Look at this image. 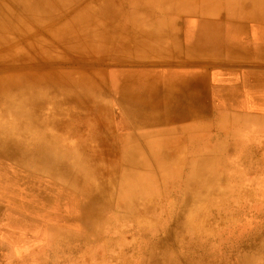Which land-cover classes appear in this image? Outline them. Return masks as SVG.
Instances as JSON below:
<instances>
[{
  "label": "bare ground",
  "instance_id": "obj_1",
  "mask_svg": "<svg viewBox=\"0 0 264 264\" xmlns=\"http://www.w3.org/2000/svg\"><path fill=\"white\" fill-rule=\"evenodd\" d=\"M82 1L30 0L27 7L22 6L27 14V26L39 25L29 30L45 35L34 44L41 46L44 39H52L48 44L59 45L64 60L58 64L56 61L24 64L35 70L34 74H25L23 82L26 93L24 104L31 111L29 114L33 112V117H25L24 124H35L39 128L35 133L38 137L34 140L36 151L25 154L28 135L17 136L12 130L7 136L2 132L0 160L25 154L40 161L43 169L59 172L57 160L71 157L74 161L72 168L64 166L60 169L64 174L74 178L105 176L107 183L98 187L97 193L90 197V203L80 206L82 219L89 215H101L103 201L105 204L113 203L116 198L121 206L128 205L131 210L129 204L137 202L138 191L149 187L155 172L164 175L168 171L169 164L176 162V152L182 145L199 160L198 168L191 169L188 183L195 181L196 177L200 178V175L203 183L210 181V168L221 161L216 156L218 145H209V142L213 131L234 126V103L231 99L247 88L264 95V80L257 89L254 83L248 82L257 77L264 78V21H261L264 19V0H229V6L224 9H212L206 0H198L197 5L193 0H88V5H81ZM222 1L212 0L215 4H223ZM45 11L48 13L46 18L42 16ZM35 12H40L41 16H31ZM5 14L6 9L0 7V16ZM240 20L245 22L237 23ZM234 23L253 38L249 45V58L237 64L224 55L229 48L225 45L227 38L220 35ZM202 28L211 30L205 32ZM176 29L181 30L184 42L180 47L164 50L168 42L166 35ZM212 33H218L214 49L195 48L200 39ZM90 60L102 64L99 68H88ZM0 62L8 63L5 66L9 67V70L0 73V99H4L9 92L17 90L18 79L10 71L12 66L8 60ZM244 62L256 64L262 69L236 68L232 72L222 69L225 64L236 66ZM62 64L65 66H60ZM203 66L216 69L215 74L222 76V80L230 79L231 83L219 84L213 89L208 84L206 67ZM240 79L247 84L241 83ZM108 102L114 110L117 109L116 115L110 116ZM47 107L52 108L68 126L66 129L62 124L64 137L74 123L89 127L84 133L86 137L82 139L80 135L75 144H68L62 137L63 142L58 140L56 144L61 147L59 153L56 155L49 151L50 143L45 139L49 118L42 116ZM13 108L17 111L18 103H14ZM221 117L225 120L220 121ZM12 120L16 121L14 117ZM174 129L189 133L186 137L166 135L173 133ZM102 146L106 147L105 155L101 152ZM216 178L220 179V176ZM81 187L88 193L94 189L87 182ZM149 233L152 236L154 229ZM158 246V242L153 244L146 254H154ZM191 246L183 244L182 250L190 252Z\"/></svg>",
  "mask_w": 264,
  "mask_h": 264
},
{
  "label": "rangeland",
  "instance_id": "obj_2",
  "mask_svg": "<svg viewBox=\"0 0 264 264\" xmlns=\"http://www.w3.org/2000/svg\"><path fill=\"white\" fill-rule=\"evenodd\" d=\"M29 1L0 0V7L6 9V14L0 16V61L8 60L12 66L10 71L18 79L17 90L0 99V133L10 136L14 130L15 135H28L25 154L36 151L34 140L38 137L35 133L39 128L35 124H24L25 117H33V112L29 114L31 111L24 104V76L35 73L34 69L24 64H48L50 61L58 64L64 60L59 45L54 47L48 44L52 39L46 38V44L44 39L41 46L34 44L45 35L29 30L33 25L27 26V14L22 6L27 7ZM194 1L196 5L199 2ZM206 1L212 9L229 6V0L222 1L223 4ZM84 3L88 5V0L82 1L81 5ZM39 13L31 16L40 17ZM46 14L45 11L42 16L46 18ZM38 26L35 24L33 27ZM202 30L209 32L211 28ZM172 38L168 35V42ZM168 42L164 50L174 47ZM30 44H33L32 47L28 46ZM249 54L240 51L238 62L248 59ZM6 64L0 62V73L9 70ZM101 64L90 60L85 66L99 68ZM236 66L239 69H262L246 62ZM222 69L232 72L234 64H225ZM206 71L208 84L213 89L219 84L231 83L230 79L222 80V76L215 74L217 70L211 66H207ZM263 80L257 77L248 82L254 83L257 89ZM240 82L247 84L243 79ZM14 103H18L17 111L13 108ZM232 103L234 126L213 131L209 142V145H218L216 156L221 161L210 168V181L203 183L200 175V178L196 177L195 181L188 183L191 169L198 168L199 160L182 145L176 152V162L169 164L168 171L164 175L155 172L149 187L138 191L137 202L131 204L128 200L131 210L128 205L121 206L117 198L111 204H105L101 198L104 209L101 215H89L82 219L80 206L91 202L98 187L107 183V178L102 175L74 178L64 174L60 169L64 166L72 168L74 161L71 157L57 160L59 172L43 169L40 161L30 159L24 153V156L0 160V264H152L151 261L155 264H264V95L247 88L238 93ZM107 104L110 116L116 115L117 109L114 110L110 102ZM42 116L49 118L45 134L46 141L50 143L47 149L56 155L61 148L56 146L58 140L63 142V137L68 144L78 143L77 137L81 135L82 139L85 138L84 133L89 129L81 123H74L64 137L63 130L68 126L52 108H45ZM222 119L225 120L221 117L220 121ZM188 133L174 129L173 133L166 135L186 137ZM100 148L103 154H107L106 147ZM219 176L220 179L216 178ZM86 182L94 188L89 193L81 187ZM191 199L194 200L191 202ZM190 202L194 204L190 205ZM151 229L155 231L152 236L149 233ZM170 235L174 236L175 241ZM157 242L158 249L153 255H147L149 248ZM183 244L192 245L190 252L182 250Z\"/></svg>",
  "mask_w": 264,
  "mask_h": 264
},
{
  "label": "crops",
  "instance_id": "obj_3",
  "mask_svg": "<svg viewBox=\"0 0 264 264\" xmlns=\"http://www.w3.org/2000/svg\"><path fill=\"white\" fill-rule=\"evenodd\" d=\"M258 1V0H256ZM263 1V0H262ZM258 21V20H256ZM261 21H264V19H261ZM245 21L240 20L237 23H244ZM234 23V26L230 27V28H225L222 33L220 34L221 36H225L227 38V43L225 44L226 47L229 48V50H225V56L226 58H230L232 60H234V64L238 63V53L240 51L247 53L249 52V45L253 42V38L252 36L247 32L244 31L243 29H241L239 26V24ZM179 31V32H176ZM176 31L170 32L169 34L166 35V40L168 35L173 36L172 40H169V44L173 45L174 47H180L182 45V43L184 42V36L181 32L180 29H176ZM233 32V33H232ZM216 35L217 34H210L208 37L203 38L202 41L200 40L199 44L196 45L195 47L197 49L199 48H204V50H211L214 47V44L216 42ZM176 36H178V38H175ZM173 43V44H172ZM224 45V46H225ZM200 46V47H197ZM234 47V50H233ZM238 66H234V70L237 68ZM237 96V93L235 96H233V98L231 99L232 101H234V97ZM190 118V117H189Z\"/></svg>",
  "mask_w": 264,
  "mask_h": 264
}]
</instances>
